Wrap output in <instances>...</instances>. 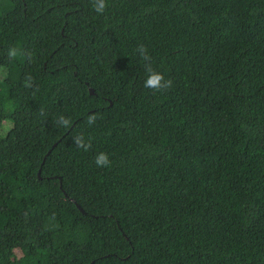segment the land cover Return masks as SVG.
Returning <instances> with one entry per match:
<instances>
[{"label":"trees","instance_id":"1","mask_svg":"<svg viewBox=\"0 0 264 264\" xmlns=\"http://www.w3.org/2000/svg\"><path fill=\"white\" fill-rule=\"evenodd\" d=\"M108 2L0 0V264H264V0Z\"/></svg>","mask_w":264,"mask_h":264},{"label":"clouds","instance_id":"2","mask_svg":"<svg viewBox=\"0 0 264 264\" xmlns=\"http://www.w3.org/2000/svg\"><path fill=\"white\" fill-rule=\"evenodd\" d=\"M109 8L108 0H91V9L97 15H103L106 10ZM136 53L139 57L145 62L144 67L145 71L148 73L146 79L144 80L143 84L146 89H151L153 92H166L173 87L172 79H165L164 75L153 69L152 67V57L150 56L148 49L145 45L140 44L136 48ZM8 58L10 60H15L18 57L26 60L27 62L31 63L33 60V55L30 52H25L20 48L15 46H10L6 52ZM23 85L25 88H32L33 87V77L31 75H26L23 81ZM97 120V116L93 114H89L87 117V123L89 126L93 125ZM57 124L64 128H69L72 124V121L63 115H61L58 120ZM75 146L78 149H83L87 151L91 148V139L89 138L87 141L85 140L84 136L77 135L73 137ZM94 163L97 167H109L111 161L109 156L105 152H99L96 154L94 158Z\"/></svg>","mask_w":264,"mask_h":264},{"label":"water","instance_id":"3","mask_svg":"<svg viewBox=\"0 0 264 264\" xmlns=\"http://www.w3.org/2000/svg\"><path fill=\"white\" fill-rule=\"evenodd\" d=\"M90 91H92V89H90Z\"/></svg>","mask_w":264,"mask_h":264}]
</instances>
